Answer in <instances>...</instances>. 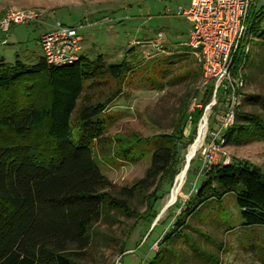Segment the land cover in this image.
Returning a JSON list of instances; mask_svg holds the SVG:
<instances>
[{"label": "trees", "instance_id": "1", "mask_svg": "<svg viewBox=\"0 0 264 264\" xmlns=\"http://www.w3.org/2000/svg\"><path fill=\"white\" fill-rule=\"evenodd\" d=\"M244 24L232 53L234 73L249 65V44L264 49V4L250 8ZM130 70L127 60L107 64L103 56L89 59L83 54L74 64L61 67L48 65L43 56L33 65L0 58V264H77L93 242L94 226L108 211L136 217V201L158 214L157 203L167 194L162 190L165 179L174 181L181 170V124L170 136L138 138L118 149L132 159V147H155L150 166L131 187H117L96 159L95 149L107 133V109L122 94L120 87ZM108 78L118 89L103 100L95 91ZM212 93L207 89L199 105L207 106ZM245 104L259 111L238 106L235 124L224 136L225 147L264 141V98L251 96ZM198 113L200 120L203 109ZM229 198L243 229L264 228V173L249 163L213 164L147 264H188L196 257L221 264L222 245L192 224L208 222L216 211L217 229L227 224L232 230L224 217ZM201 239L217 251L200 249L199 244L205 245ZM260 249L259 264H264V245Z\"/></svg>", "mask_w": 264, "mask_h": 264}, {"label": "rangeland", "instance_id": "2", "mask_svg": "<svg viewBox=\"0 0 264 264\" xmlns=\"http://www.w3.org/2000/svg\"><path fill=\"white\" fill-rule=\"evenodd\" d=\"M190 3L191 0H0V19L10 9L38 10L44 14L41 23L13 25L8 34L0 31V58L8 63L19 60L28 65L36 64L43 56L41 36L56 22L68 26L82 25V54L89 59L103 56L107 64H118L123 60L129 62L131 72L120 87L122 94L107 109L106 116H110L107 133L95 149L102 172L119 188L131 187L144 176L155 150V147L148 148L150 151L132 147L133 157L126 159L124 153L120 155L117 152L120 147L133 145L138 138L148 140L170 136L181 124L184 139L178 147V166L182 170L204 117L208 119L205 137L208 132H220L229 92L220 89L215 95L214 82L206 80L201 66L185 45L191 25L178 16L177 11L179 6L188 7ZM262 4L264 0H257V6ZM159 33H162V43L157 49L152 41ZM246 48L251 61L241 72L244 87L237 93L238 102L246 111H259L257 106L245 102L251 96L264 98V49L253 44ZM104 82L106 85L95 91L102 95L100 99L103 100L118 89L114 80L108 78ZM210 88L213 93L209 104L199 106L203 94ZM95 93L87 92L91 96ZM213 103L209 110L207 107ZM199 109H203V114L197 120ZM191 115L194 123L189 119ZM205 140L190 164L178 203L168 209L154 227L175 183L170 178L165 179L162 185L167 194L157 203L158 214L148 210L146 203L136 201L133 202L139 213L136 217L108 211L94 226L93 242L78 257L77 264H147L157 252L158 242L175 224L176 217L191 194L200 187L205 170L211 165L249 163L264 173V141L227 147L217 141L203 154L211 139L207 137ZM146 150V156H140ZM225 209L224 217L230 221L232 230H228L227 224L217 229L215 220L219 218L214 219L216 211L211 213L208 222H193V228L207 231V235L222 245L223 251H218L221 264H259L257 254L262 251L260 246L264 245V228L243 229L231 198L226 199ZM192 236L197 240L195 233ZM201 242L205 241L201 239ZM199 245L203 251H217L206 242ZM182 250L186 248L182 247ZM188 264L209 263L206 258L196 257Z\"/></svg>", "mask_w": 264, "mask_h": 264}, {"label": "built area", "instance_id": "3", "mask_svg": "<svg viewBox=\"0 0 264 264\" xmlns=\"http://www.w3.org/2000/svg\"><path fill=\"white\" fill-rule=\"evenodd\" d=\"M256 5L257 0H191L188 7L178 8L177 15L191 25L189 40L185 45L201 66L204 77L208 82H214L215 95L220 89L229 92L228 104L221 117L220 132L216 134L208 132L206 137L204 135L211 141L205 145L203 154L217 141L223 145L226 132L234 126L236 110L240 105L237 93L244 87V77L241 74L243 69L233 72L232 53L245 32L244 21L247 13ZM43 18V12L38 10L10 9L0 19V31L8 34L13 25L41 23ZM82 29V25L68 26L60 22L51 26L40 39L45 62L51 66L61 67L79 61L83 51V37L80 34ZM5 41L3 42L6 43ZM161 43L162 33H159L152 41V45L159 49ZM214 104L207 108L210 110ZM189 119L191 120V116ZM206 160L207 157L204 161Z\"/></svg>", "mask_w": 264, "mask_h": 264}, {"label": "bare ground", "instance_id": "4", "mask_svg": "<svg viewBox=\"0 0 264 264\" xmlns=\"http://www.w3.org/2000/svg\"><path fill=\"white\" fill-rule=\"evenodd\" d=\"M206 125H207V116L204 117L203 121L201 122V124L199 126L197 139L195 140L194 144L190 146V148L186 154V161H185L184 167L180 171V175L178 176L176 183H174L173 188L171 189L169 196L166 200L165 205L169 201H171L172 204H171L170 208L174 207L179 201V197L181 196L182 190L186 184L187 173L190 169V167L188 169H186V165H187V163L191 164L194 156L196 155L198 149L200 148V146L203 142L205 132H206V128H207Z\"/></svg>", "mask_w": 264, "mask_h": 264}, {"label": "water", "instance_id": "5", "mask_svg": "<svg viewBox=\"0 0 264 264\" xmlns=\"http://www.w3.org/2000/svg\"><path fill=\"white\" fill-rule=\"evenodd\" d=\"M190 167V163H187V165H186V169H188ZM180 175V173L177 175V177L175 178V183H176V180H177V178H178V176ZM171 201H169L166 205H165V207L163 208V210L160 212V214H159V216H158V218L155 220V222H154V225H153V227L157 224V222L159 221V219H160V217L170 208V206H171Z\"/></svg>", "mask_w": 264, "mask_h": 264}, {"label": "crops", "instance_id": "6", "mask_svg": "<svg viewBox=\"0 0 264 264\" xmlns=\"http://www.w3.org/2000/svg\"><path fill=\"white\" fill-rule=\"evenodd\" d=\"M184 43H185V42H184ZM184 43H183V44H184Z\"/></svg>", "mask_w": 264, "mask_h": 264}]
</instances>
